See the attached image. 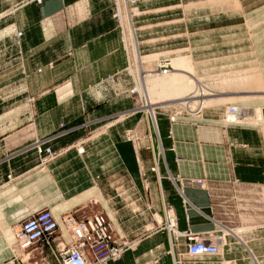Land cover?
Returning <instances> with one entry per match:
<instances>
[{"label":"crops","instance_id":"0c3cea01","mask_svg":"<svg viewBox=\"0 0 264 264\" xmlns=\"http://www.w3.org/2000/svg\"><path fill=\"white\" fill-rule=\"evenodd\" d=\"M112 3V0H42L38 4L23 0L17 6H0V87L16 90L19 85H26L28 91L37 94L36 115L32 118L37 136L50 135L61 127V121L64 122L63 128H68L69 132L53 139L50 142L53 148L70 146L65 152L68 155L69 151L76 152V141L83 139L84 152L79 153L80 157L91 154H96L100 160L102 157L103 171L113 169L111 165L114 162L107 161V158L117 154L120 161L115 163L123 172L119 177L127 186L126 194L133 192L131 195L138 200L139 190L143 188L141 192L147 201L155 204L153 214L161 211L163 200L170 203L174 214H177L179 230L192 228L202 231L220 225L228 244L223 246V254L215 256L188 255L184 237H180L172 248L169 233L164 228L157 230L152 213L148 209L134 212L127 197L126 200L118 198L108 191L106 180L99 179L98 185L86 184L66 193L64 185L49 172L50 167L35 168V153L24 151L0 166V264H6L15 252L16 236L12 225L49 206L63 233L67 234L65 226L61 225V214L93 196L103 203L117 235L135 242L122 257L104 264H176L174 257L179 255L184 264H264V201L260 200L258 207L260 212L263 211L258 215V224L233 227L218 219L215 221L214 217L219 218L215 211V198L200 186H184L185 195L193 204L186 210L183 195L169 176L170 172H180L185 176L207 175L213 184L234 179L258 183L263 188L260 194L264 200V132L261 128L248 124L222 128L219 122L213 121L194 123L177 120L171 123L168 117L161 116L163 154L158 158L159 172L153 170L157 164L156 152L160 149L158 136H154L147 118L143 117L140 124L132 116L120 122L110 121L105 124L112 123L108 131L100 134L97 140L93 135L84 137L90 133L87 125L104 122L128 107L119 97H110L109 92H106L108 98L105 100L85 99L86 90L97 89L102 93L110 87L99 84L108 74L120 73L112 83L116 87L125 80V67L128 73ZM69 5L71 10L82 15L80 19L69 22L55 17ZM73 14L75 12L70 15ZM15 28L22 30L21 36L14 34ZM23 67L28 74L21 72ZM64 81L66 84L62 86ZM17 102L21 99H10L0 103V108L11 107ZM16 107L17 110L2 117L4 124L20 125L29 120L25 103ZM210 115L218 117L220 114ZM128 127L138 129L135 132L140 135L142 144L138 151L132 140L121 137L122 130ZM27 130V127L21 128L16 133L26 134ZM149 131H152L153 143ZM11 134L0 138L1 149L16 148L25 142V137L13 140ZM96 147L98 150L94 152ZM10 169L15 177L6 180L5 174ZM141 169L148 171V178H152L148 191L139 173ZM157 217L164 220L162 214ZM150 223L154 226H149Z\"/></svg>","mask_w":264,"mask_h":264},{"label":"rangeland","instance_id":"374dc122","mask_svg":"<svg viewBox=\"0 0 264 264\" xmlns=\"http://www.w3.org/2000/svg\"><path fill=\"white\" fill-rule=\"evenodd\" d=\"M22 1L23 0H0V6H17ZM26 1H35L38 4L42 2V0H25V2ZM112 2V14H114L113 10L115 9V6H117V3L118 6H122L121 14L123 13L122 18L124 31L128 41V52L131 61H135V66L132 65L130 72H132V70L134 73H137V70L140 71L143 61L148 63L146 65L144 64L145 67L156 69L158 61L162 60L163 57H167L170 60L172 65L171 73L177 72L175 66L171 62V57L176 52H181L185 55H190L191 57V68L187 70L192 74L194 79L198 80L197 87H200L199 84H201V86L204 85V87L212 90V92L221 94L223 97L230 94H235L237 96H253L249 100H244L238 97L231 102L223 103L217 107H204L202 111L203 119H212L210 120L211 122L222 123V114L226 108L231 105L237 106L240 109L241 107L243 108V106L250 107L253 113L258 108H264V0H112ZM74 7H79V5H75ZM74 12L75 14L70 15ZM247 14H249L248 19L246 18ZM1 16L2 15H0V18ZM81 16L78 14V11L71 10L69 5V7L62 10L55 17L58 19L64 18L69 22H74L80 19ZM114 18L121 32L122 45L126 53L128 64V52L124 46L125 38L123 28L116 17ZM13 32L17 37L22 34L20 28H15ZM184 69L186 70V68ZM37 70H40V67H38ZM21 72L29 73L24 67L21 68ZM125 72L126 74H124L123 77L125 80L120 82V86L114 87V85H112L120 75V73L115 72L108 74L99 82V84H107L110 86L106 90H103L102 93H99L97 89L95 91L86 90L85 99L92 98L94 100H105L106 97L108 98L106 92H109L110 97H119L128 107L121 110L119 114L111 116L104 122L87 125V131L90 133L84 135V137L93 135L94 140H97L103 132L108 131L109 126H111L112 123L108 126L105 124L110 121L113 123L116 121L120 122L132 116L137 119V124H140L143 117H148V114L144 109L139 110L138 108L141 105L139 99L140 96L138 92L132 90L133 82L129 73L126 71V67ZM252 75L258 76L259 78L257 77L258 79L254 82L249 80L246 81L247 77ZM65 84V81L61 83L62 86ZM61 90V93H64V89ZM20 95H22V97ZM175 97L176 96L168 97L166 100ZM10 99H21V102H17V104L25 103V112L29 117V120L20 125L17 123H14L11 126H9V124H4L2 117L17 110V104L2 110L0 108V138L9 133H12L11 136H13V140H17V137L20 136L22 138L25 137V142L16 148L12 147L11 149L4 150L0 147V166L3 162H6L21 152H34L37 158V163L34 165L36 166L35 168L43 169L45 168V165L49 166V172L53 173L58 182L64 185L67 189L66 193L81 189L86 184L93 183L98 185L99 179H104L106 180V187L110 193H115L118 198L122 197L125 200L127 197L134 212L148 209L147 211L152 213V216L157 223L155 227L159 228L161 226L163 221H159L157 212L163 216V212H161L163 211V208H161V211H156V213L153 214L152 210L154 209L155 204L147 201L146 195L144 192H141V189L143 188H140L139 190L138 200L137 197L131 195L133 192L131 193L129 191L126 194L125 189L127 186L120 180V175L123 172L118 169L119 167L117 166V163H115L120 159L117 154L114 153L108 158L106 157L107 161L110 160L111 162H114L111 165V167L114 166L113 169L107 171L102 170V157L101 160L96 154L80 157L81 154L79 153L84 152V147L81 145L83 144V139L76 141L77 144L75 150L77 153L68 150V155H65V152L70 146L53 148L50 145V142L53 139L69 132L68 128H63V121L60 122L61 127L50 135L39 137L35 133L32 118L36 115L35 101L37 99V94L28 91L26 85H19V89L16 90H5L3 87H0V103L7 102ZM152 101L159 102L160 100ZM191 104L195 105L194 102ZM82 109H84L83 106ZM159 110L160 117H168V111L166 108L161 107ZM122 113L125 115L121 116ZM211 113H219L220 115L217 117L210 115ZM256 118H254L251 123L247 122L242 124L258 126L264 132V122L262 120L257 121ZM25 127L28 128L26 134L16 133L21 128ZM152 129L154 136L157 138L158 135L156 131L154 128ZM129 130H132L131 132L135 133L134 131L138 129H135V127L124 128L121 137L133 141L132 138H128ZM146 134L144 136H147ZM8 138H10V136ZM37 141H44L42 142L43 148L50 146L52 155L49 160L46 158L43 162L41 161L40 157H45V151L40 155L35 150V143ZM139 141L140 145L138 149L140 150L142 147L141 137ZM14 142L16 143V141ZM133 144L135 147L134 141ZM112 149L114 148L112 147ZM97 150V147L93 149L94 152ZM159 151L160 150L156 152L157 161L163 153ZM99 163H101V166ZM47 168L48 167H46V170ZM153 170L158 172L154 168ZM11 172L10 169L5 174L6 180H11L15 177ZM139 173L144 179V185L147 187L148 191L151 184L150 180L152 178H148L149 172L145 169H141V171L139 170ZM214 185V198L215 204L217 205L215 211L218 213L219 218L223 219L227 225L234 227L251 224V226H253L254 224L259 223L258 215L259 213H263V211L260 212L258 207L261 205L260 200L264 201L260 194V191H263L261 185L258 183H233L231 180L220 181ZM101 189L104 190L103 186ZM102 204L103 203L97 196H93L86 202H83L80 206L73 208L76 209V212L74 213L77 215L76 219L82 215H89L95 210H102L108 215ZM40 209L51 210L49 206ZM73 209L64 211L61 216L65 212ZM247 215L248 217H245ZM24 218L12 225V227L16 229ZM149 226L154 225L150 223ZM60 229L62 228L58 223L57 230L55 231L56 235H60ZM62 235L65 239L64 241L69 240L68 233ZM126 239L134 241V239L128 237H126ZM36 243L41 246V250ZM36 243H33L34 245L23 249L21 252H18V250L15 249L13 254L18 257H15L13 262H9L11 258L7 259L6 264H36L35 261L37 264L41 261H44L43 264H59V261H57L59 256L56 257L54 255V252L51 249L52 244H48L43 240ZM28 251L29 254H27ZM256 253L258 254V252ZM260 257L261 256H259V258ZM112 259L114 260L118 258H111L109 260Z\"/></svg>","mask_w":264,"mask_h":264},{"label":"built area","instance_id":"2783aa9c","mask_svg":"<svg viewBox=\"0 0 264 264\" xmlns=\"http://www.w3.org/2000/svg\"><path fill=\"white\" fill-rule=\"evenodd\" d=\"M121 7V8H120ZM122 6H115L114 17L118 20L119 24L123 28L124 31V23L121 11ZM125 38V35H124ZM124 46L127 50V41L124 39ZM128 58H130V54L128 52ZM163 61L158 65V69H164L166 71L170 68L171 64L169 63V59L167 57L162 58ZM130 61V59H129ZM135 92H138L136 88H133ZM157 110L160 113V106H156ZM234 110V108H232ZM149 125L151 129L155 130L154 118L151 112L147 113ZM168 119L171 123L173 121H177L178 119H174L171 115L168 114ZM141 121V120H140ZM153 130V129H152ZM129 130L128 138H132L135 142V148L138 151L140 145V137L135 132H131ZM157 133V132H156ZM148 135H151L149 133ZM47 140V139H46ZM42 142L37 141L35 143V150L42 155L45 151V157L41 156V161L49 160L52 155V151L50 146L43 148ZM151 146V145H150ZM160 150V149H159ZM79 151V150H78ZM83 151V150H82ZM81 152V151H79ZM163 152V151H159ZM163 154V153H162ZM155 169V166L153 167ZM169 176L179 188L180 192L183 195V205L186 210H188L193 204L189 201L184 192L185 185H197L204 189H206L211 197L215 195V185L213 184L211 178H207L206 176H185L182 173L178 172L177 174L169 173ZM208 182V183H207ZM233 183H238L241 181H237L234 179ZM170 207L171 204L163 200V217L164 220L161 223V226L157 229L164 228L168 231L171 238L172 248L180 237H184L186 239L187 249L186 253L191 256H215L221 255L224 251L220 250V244L224 240L222 227L220 225L214 229H207L202 231H195L192 228H188L185 230L177 231L175 227H177V214L175 215V222L171 216H168V212H166L165 207ZM79 209V208H78ZM77 209V210H78ZM76 209L69 210L65 212L61 218L67 228V233L69 236V240L64 242L63 235L60 232V235H56V230L58 227V221L56 220L54 214L50 209H39L26 218H24L18 225L16 229H14L16 240L19 243V248L21 250L29 248L34 245L33 243L39 242L41 240L47 242L48 244H52L51 249L54 252L56 257L59 256L58 260L59 264H101L106 262L111 258H119L122 256L124 251L134 246L135 242L132 240L126 239V237H120L116 233L115 226L109 216L104 213L102 210H95L93 213L89 215H82L81 217H77L74 213ZM216 219L223 221V219L214 217ZM217 222V221H216ZM225 243L224 245H227ZM36 245L40 248L41 246L36 243ZM29 254V251L27 252ZM93 255V256H92ZM17 255H13L9 262H13ZM176 264H184L182 261V257L175 256ZM37 264V262L35 261ZM44 261H41L38 264H43Z\"/></svg>","mask_w":264,"mask_h":264},{"label":"bare ground","instance_id":"6f19581e","mask_svg":"<svg viewBox=\"0 0 264 264\" xmlns=\"http://www.w3.org/2000/svg\"><path fill=\"white\" fill-rule=\"evenodd\" d=\"M124 35L127 41L126 33H124ZM127 45H128V41H127ZM171 60L177 72L171 73L172 65L166 71H164V69H160V68L158 69L157 68L158 65L160 64L161 61H163V60H160L157 63L156 69L145 67V65L148 63L143 61L141 64V70L140 71L137 70V73H134L133 70L132 72H130V68H132V65L135 66V61L132 62L131 58H128V73L133 82L132 89L136 88L140 96L139 99H140L141 105L138 108L139 110L144 109L145 112L147 113L151 112V114L153 115L154 123H155V131L157 132V135H158V142H159V147L161 151H163V147H162V142H161L162 140L160 138V134H161L160 122H159L160 113L157 110L156 106L166 108V110L168 111V114L174 117V119L198 123L199 121L201 122V121L212 120V119H209V120L203 119L202 111L204 107H207V106L211 108L217 107L219 105H222L223 103L231 102L232 100L238 97L244 100H249L250 98L253 97V96H248V95H241V96L238 95L237 96L235 94H232V95L230 94L228 96L223 97L221 96V94L212 92V90L208 89L207 87H204V85L201 86V84H199L200 87H197L198 80L194 79L192 74L188 71L191 68V64H192L190 55H185L181 52H176L174 55H172ZM169 63H170V60H169ZM184 68H186V70ZM157 75H160V76H157ZM257 77L258 76H254V75L249 76L247 77L246 81L249 80V81L254 82L256 79L259 78ZM174 96L176 97L166 100L168 97H174ZM151 99L155 101L157 100L158 101L160 100V101L153 102ZM192 102H194L195 105H192L191 104ZM232 108H234V110H232ZM123 115L125 114L122 113L121 116ZM254 118H256L257 121L262 120L264 122V108H258L253 113L250 107L243 106V108L241 107L240 109L237 106L231 105L230 107L226 108V110L224 111L221 117L222 123L221 122L219 123L221 124L222 128H225V127L227 128L229 125H232V124H242V123H247V122L251 123L253 122ZM147 121L149 122L148 118H147ZM149 133L152 134V131H149ZM150 138H151V142L153 143V137L150 136ZM156 163L157 164L155 165V169L159 172L158 161ZM204 176L209 178L207 175H204ZM159 177L161 178V175ZM165 210L166 212H168V216L169 217L171 216V218H173L174 219L173 221L175 222L176 221L174 218L175 214L173 210L171 209V207L167 206L165 207ZM61 225H64L66 228V225L64 224L63 221H61ZM175 229L179 231L178 227H175ZM60 230H61V233L64 234L63 230L62 229ZM223 236H224V240L221 242L220 247H219V249L222 251H223L224 244L227 243L224 234ZM14 245H15L16 250L20 252L22 251L19 248L20 246L17 240L15 241Z\"/></svg>","mask_w":264,"mask_h":264},{"label":"water","instance_id":"95a60500","mask_svg":"<svg viewBox=\"0 0 264 264\" xmlns=\"http://www.w3.org/2000/svg\"><path fill=\"white\" fill-rule=\"evenodd\" d=\"M158 214H160V213L157 212V215H158ZM159 221H160V220H159ZM162 221H163V219H162L160 222H162Z\"/></svg>","mask_w":264,"mask_h":264}]
</instances>
